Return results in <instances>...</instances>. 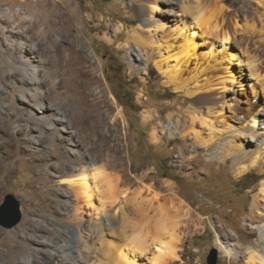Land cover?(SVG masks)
Here are the masks:
<instances>
[{
    "label": "rangeland",
    "instance_id": "374dc122",
    "mask_svg": "<svg viewBox=\"0 0 264 264\" xmlns=\"http://www.w3.org/2000/svg\"><path fill=\"white\" fill-rule=\"evenodd\" d=\"M65 1L71 5L80 23L82 43H77L74 48H71L69 40L76 30L67 15H63L55 26L47 24L46 31L45 23L39 21L42 15L43 20H49L55 13L51 0L29 3L0 0L1 9L10 7L21 8L22 12H42L38 15L40 17H36L40 23L32 20L26 31L37 41V58L42 61L39 77L45 106L61 112L75 134L78 150L85 151L95 162L105 164L119 177V188L128 187L135 192L151 186L163 197H168L173 191L185 201L195 221L189 225L184 221L177 224V232L183 239L178 258L169 264H207V256L212 249L216 251V264H226L227 256L217 245L218 226L231 236L229 243L237 249L231 259L235 264H245V254L260 240L258 225L249 223L248 218L261 176L252 169L234 177L230 159L225 163L210 160L212 150L202 149L194 143V134L188 123L185 128L176 127L178 119L189 121L187 110L191 99L183 92L175 91L167 82L153 64L155 57L149 61L136 59L142 50L130 38L131 31L141 19L137 8L130 6L135 0ZM248 2L222 0L229 11L237 12L238 21L230 30L237 41L247 36L246 28L258 22L259 17L264 21V9L255 10V3L247 7ZM159 6L163 10L166 7L161 2ZM241 8L249 11L245 14L247 19L243 18L245 12ZM174 9L172 13L179 12L178 6L174 5ZM159 17L168 19L174 15L162 13ZM205 21L212 26L215 21L219 24L217 6L207 8ZM9 23L3 18L0 21V155L4 149L13 151L14 155L10 161L5 159L13 171L11 180L6 181L0 169V207L6 194L13 195L18 201L21 218L10 229L0 226V264H28L25 262L27 257L32 258L30 264H53L46 258L55 254L51 249L59 245H63L65 252L70 254L63 258V264H108L109 261L96 252L104 245H120L121 241L114 238L115 230L111 223L104 220L102 231H93L97 219L89 211L80 225L73 223L69 216L75 205L72 193L64 186L61 189L57 187L58 177L53 176L49 183L46 182L42 170L44 165L58 164L65 169L67 158L63 145L58 140L25 143L22 135H13L15 121L23 125L27 119L26 112L19 115V108L26 110L28 106L20 100L24 90L20 88L22 73L17 69L20 67L18 54L8 49L2 30V26L8 27ZM6 34L9 35L7 41L17 39L16 34ZM46 34L51 36L53 43H45ZM231 46L240 54L241 48ZM252 54L264 65V56L258 52ZM241 68L245 75L238 66H231L238 80L233 90H237L235 94L240 106L245 109L254 106L255 101L263 104L264 93L249 76L246 67ZM83 72L87 77L91 74L93 81L84 78ZM96 101L98 104L94 105ZM117 112H120L118 127L114 125ZM148 115L151 119L144 121ZM168 115H171V121ZM226 115L234 116V121L230 120L233 124L244 122L238 114ZM35 125L39 128V123L35 122ZM197 128L201 129L199 125ZM255 130L263 135L264 123ZM33 133H38V130L34 129ZM245 140L242 139L243 143ZM255 147L253 143L248 146L250 149ZM24 148L32 151L36 148L40 153L30 156ZM168 156L170 161L165 163L164 158ZM39 157H45V160L39 161ZM55 175L59 176L58 173ZM146 194L144 192V196ZM114 210L110 212V220ZM151 216L149 212L142 220H132L127 242L138 240L139 235L148 240L153 238L155 221ZM98 217L104 218L103 213ZM37 240H44L47 244L37 246ZM87 255H90V261H85L84 256ZM44 257L45 260L40 261Z\"/></svg>",
    "mask_w": 264,
    "mask_h": 264
},
{
    "label": "bare ground",
    "instance_id": "6f19581e",
    "mask_svg": "<svg viewBox=\"0 0 264 264\" xmlns=\"http://www.w3.org/2000/svg\"><path fill=\"white\" fill-rule=\"evenodd\" d=\"M19 1L29 3L33 0ZM248 1L247 7L255 3V10L264 9V0ZM160 2L166 5L164 10L159 6ZM51 4L55 13L49 20L41 18L43 16L41 10L22 12L21 8H0V21L2 22V18L10 21L8 27L2 26V30L8 49L18 54L20 67L17 69L22 73L20 88L24 90L20 100L28 106L26 110L23 107L19 108V115L26 112L27 119L23 125L15 121L13 135H22L25 143L41 144L47 140H58L63 145L62 149L66 150L67 158L64 163L65 169L58 164L49 167L44 165L42 170L46 182L49 183L53 176L58 177L57 187L61 189L64 186L65 190L72 193L75 205L69 216L73 223L80 225L87 211L97 219L94 227L91 226L93 231H102L104 220L111 223L115 230L114 238L121 241L120 245H104L96 252L108 260V264H169L178 258L183 239L177 232V224L184 221L189 225L195 221L193 212L185 201L173 191L168 197H163L151 186H145L135 192L128 187L119 188L121 183L119 177L105 164L95 162L85 151L78 150L79 144L67 120L60 111L45 106L43 102L44 93L39 77L42 61L37 58L36 38L26 31L31 26V21H37L36 17L42 15L39 21L45 23L46 31L47 24L55 26L63 15H67L76 30L75 35L69 40L71 48L77 43H82L79 19L71 5L65 0H51ZM174 5L179 7V12L172 13L175 10ZM130 6L136 7L141 17L130 34V38L137 42L140 51L142 50V54L140 57L136 56V59L149 61L155 57L153 64L167 82L175 91L183 92L191 99V105L187 110L189 121L178 119L176 127L185 128L188 123L191 133L194 134V143L202 149L212 150L209 154L210 160L216 159L219 163H225L230 159V169L234 177L252 169L261 176L255 188L256 193L251 202L248 218L249 223L258 225L260 240L250 246L245 254L247 256L245 264H264V133L262 132L263 135L260 136L255 130L264 123V103L255 101L254 106L243 109L235 94L237 90H233L238 80L231 70V66L236 65L245 75L241 67H246L249 76L254 78L264 93V65L255 59V54H252L258 52L264 56V21L259 17L258 22L255 21V24L246 28L247 36L237 41L234 33L230 31L231 26L235 27L238 21L237 12L229 11L222 4V0H135ZM209 6L218 8L219 24L215 21L214 26L205 21V12ZM241 11L245 12L243 18L247 19L248 16L245 14H249V11L243 8ZM162 13L174 17L163 19L159 17ZM39 21L37 23H40ZM6 32L16 34L17 39L7 41L9 35ZM45 43H53L49 34H46ZM231 45L241 48L240 54H237ZM72 52L74 53L73 50ZM82 76L93 81L91 74L87 77L83 72ZM231 92L234 94L231 95ZM254 96L256 97V94ZM97 104V101L94 102V105ZM227 113L238 114L248 125L244 122L233 124L230 120L234 121V116H227ZM119 116L120 112H117L114 116V125L118 124ZM261 117L263 118L259 121ZM167 118L170 121L172 119L171 115ZM150 119L151 115H148L143 120ZM35 122L39 123L40 129ZM198 125L201 129L197 128ZM34 129L38 130V133L34 134ZM243 138L246 139V143H243ZM251 143L256 147L248 148ZM24 150H27L30 156L40 153L36 148L34 151L26 148ZM3 151L1 154L6 158L0 155V169L3 171L4 179L8 181L13 174L9 161L14 152L9 149ZM5 159L9 161L6 163ZM38 160L43 161L45 157H39ZM144 192L147 193L146 196ZM63 205L65 206V203ZM114 208L113 218L110 220V212ZM149 212L155 221L153 238L148 240L138 234V240L131 239L127 242V231L132 220L144 219ZM101 213L104 218L98 217ZM216 229L217 245L227 256L226 264H235L231 256L237 253V249L229 243L231 236L220 226ZM35 244L43 246L47 243L44 240H37ZM51 252L55 254L46 260H51L53 264H63V258L70 255L65 252L63 245L54 247ZM31 259L27 257L25 262L30 264ZM84 259L90 261L91 257L87 255ZM43 260L45 257L40 259Z\"/></svg>",
    "mask_w": 264,
    "mask_h": 264
},
{
    "label": "water",
    "instance_id": "95a60500",
    "mask_svg": "<svg viewBox=\"0 0 264 264\" xmlns=\"http://www.w3.org/2000/svg\"><path fill=\"white\" fill-rule=\"evenodd\" d=\"M21 218L18 201L6 194L0 207V226L5 229L14 227ZM207 264H216V251L212 249L207 256Z\"/></svg>",
    "mask_w": 264,
    "mask_h": 264
},
{
    "label": "trees",
    "instance_id": "16d2710c",
    "mask_svg": "<svg viewBox=\"0 0 264 264\" xmlns=\"http://www.w3.org/2000/svg\"><path fill=\"white\" fill-rule=\"evenodd\" d=\"M168 161H170L169 156L164 158V162H165V163H167ZM162 177H166V176H165V175H162Z\"/></svg>",
    "mask_w": 264,
    "mask_h": 264
}]
</instances>
